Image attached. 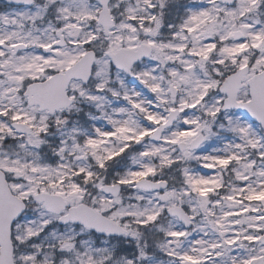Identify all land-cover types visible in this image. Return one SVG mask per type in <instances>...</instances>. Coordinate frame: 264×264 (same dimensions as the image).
Segmentation results:
<instances>
[{
	"label": "snow or ice",
	"instance_id": "1",
	"mask_svg": "<svg viewBox=\"0 0 264 264\" xmlns=\"http://www.w3.org/2000/svg\"><path fill=\"white\" fill-rule=\"evenodd\" d=\"M0 264H264V0H4Z\"/></svg>",
	"mask_w": 264,
	"mask_h": 264
},
{
	"label": "flooded vegetation",
	"instance_id": "2",
	"mask_svg": "<svg viewBox=\"0 0 264 264\" xmlns=\"http://www.w3.org/2000/svg\"><path fill=\"white\" fill-rule=\"evenodd\" d=\"M3 5V2H2V0H0V6H2Z\"/></svg>",
	"mask_w": 264,
	"mask_h": 264
}]
</instances>
